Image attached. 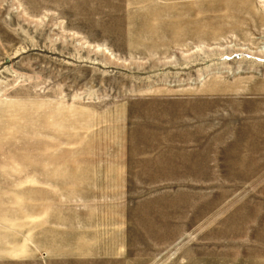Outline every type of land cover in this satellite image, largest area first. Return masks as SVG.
I'll return each mask as SVG.
<instances>
[{
	"label": "rangeland",
	"instance_id": "rangeland-1",
	"mask_svg": "<svg viewBox=\"0 0 264 264\" xmlns=\"http://www.w3.org/2000/svg\"><path fill=\"white\" fill-rule=\"evenodd\" d=\"M0 264H264V0H0Z\"/></svg>",
	"mask_w": 264,
	"mask_h": 264
}]
</instances>
